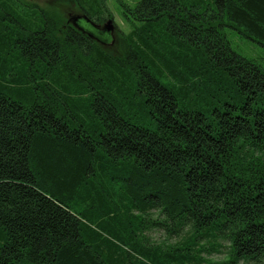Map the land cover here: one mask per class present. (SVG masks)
<instances>
[{
    "label": "trees",
    "instance_id": "16d2710c",
    "mask_svg": "<svg viewBox=\"0 0 264 264\" xmlns=\"http://www.w3.org/2000/svg\"><path fill=\"white\" fill-rule=\"evenodd\" d=\"M135 1L112 57L0 0V264H264V68L226 34L264 47V0Z\"/></svg>",
    "mask_w": 264,
    "mask_h": 264
},
{
    "label": "rangeland",
    "instance_id": "374dc122",
    "mask_svg": "<svg viewBox=\"0 0 264 264\" xmlns=\"http://www.w3.org/2000/svg\"><path fill=\"white\" fill-rule=\"evenodd\" d=\"M28 4L37 5L42 9L55 14L63 23L62 26L67 27V25H72V20L70 21V16H77L79 14V9L69 3L67 0H23ZM122 1L129 6H134L136 4L135 0H106V6L109 11L110 16L104 17L100 21V24L107 26L110 20L113 21L112 26L114 27V32L110 35H102L99 32L94 33L100 38L102 46L106 53L112 57H122L124 55V44L123 36L129 34L137 26L136 23L129 21L123 14L120 2ZM226 34L231 42L232 48L243 57L259 64L264 68V47L253 41L244 35L240 34L236 30L227 29ZM152 218L158 220L156 215ZM144 246L149 248H155L156 246L161 247L164 252H172L173 249L180 242V238L176 236H169L163 230H153L149 229L144 235ZM228 249L224 250L223 253L204 255L206 258H210L216 262H223L227 260Z\"/></svg>",
    "mask_w": 264,
    "mask_h": 264
},
{
    "label": "flooded vegetation",
    "instance_id": "af4514ba",
    "mask_svg": "<svg viewBox=\"0 0 264 264\" xmlns=\"http://www.w3.org/2000/svg\"><path fill=\"white\" fill-rule=\"evenodd\" d=\"M77 18H79V19L76 21ZM70 21L72 22L73 27L77 28L78 30H80L83 33L88 32L91 35V37L97 42L101 43V40L94 33L99 32L103 36L105 34L106 35L108 34L105 30V26H103L102 24L91 23L90 21L87 20L85 15H83L81 12H79V14L75 17L70 16ZM85 22L87 24H85ZM86 26H89V28H87ZM108 35H110V34H108Z\"/></svg>",
    "mask_w": 264,
    "mask_h": 264
},
{
    "label": "water",
    "instance_id": "95a60500",
    "mask_svg": "<svg viewBox=\"0 0 264 264\" xmlns=\"http://www.w3.org/2000/svg\"><path fill=\"white\" fill-rule=\"evenodd\" d=\"M78 19H79V18H77L76 21H77ZM112 23H113V21L110 20V21L108 22L107 26H105V30H106V32H107L108 34H111V33L114 32V27L112 26Z\"/></svg>",
    "mask_w": 264,
    "mask_h": 264
}]
</instances>
